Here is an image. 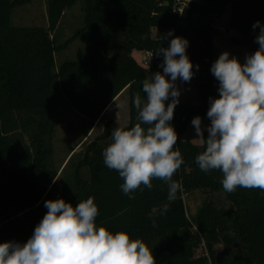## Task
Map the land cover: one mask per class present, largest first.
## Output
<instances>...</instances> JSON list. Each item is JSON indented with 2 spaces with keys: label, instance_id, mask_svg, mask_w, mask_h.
Returning <instances> with one entry per match:
<instances>
[{
  "label": "trees",
  "instance_id": "1",
  "mask_svg": "<svg viewBox=\"0 0 264 264\" xmlns=\"http://www.w3.org/2000/svg\"><path fill=\"white\" fill-rule=\"evenodd\" d=\"M27 1L0 0V243L26 242L46 214L44 202L50 200L59 171L52 162L57 108L75 111L93 125L129 87L125 128L134 126L138 122L134 97L139 93L146 98L141 81L162 72L163 56L155 51L179 36L189 42L186 52L198 81L199 100L179 103L170 121L184 160L173 180L182 183L183 191L164 215L160 214L161 206L168 203L164 181L154 179L151 189L141 186L131 194L134 199L125 195L122 178L103 162L106 147L97 145V140L111 137L106 127L76 165L75 191L69 202L75 206L94 197L99 209L97 227L142 239L152 249L156 264H210L209 258L216 264H264V192L241 187L226 192L220 171L205 173L196 164L195 157L204 148L182 138L192 116H202L210 124L209 98L219 96L218 81L210 71L214 18L229 4V25L240 33L239 42L249 46L251 54L259 47L255 43L259 28L253 29V24L264 25V0H190L181 13L173 12L174 0H81L83 26L62 43L53 33L64 11L79 0H48L47 29L11 23L13 8ZM169 31L172 36H167ZM82 33L85 54L63 61L56 70V52ZM135 50L152 52L147 66L135 60ZM82 166L90 170L86 179L78 175ZM195 190L223 191L229 206H217L207 197L189 217L183 196ZM221 241L226 244L223 250L215 247ZM201 246L204 252L195 257Z\"/></svg>",
  "mask_w": 264,
  "mask_h": 264
},
{
  "label": "clouds",
  "instance_id": "2",
  "mask_svg": "<svg viewBox=\"0 0 264 264\" xmlns=\"http://www.w3.org/2000/svg\"><path fill=\"white\" fill-rule=\"evenodd\" d=\"M256 28L259 47L246 55L244 63L224 51L211 66L219 96L209 98L207 138L201 117L191 121L194 139L204 148L195 157L196 164L205 173L220 171L228 193L238 187L264 192V25L256 21ZM188 44L176 36L168 47L155 51L163 56L162 72L141 81L146 98L138 93L133 101L138 122L130 128L115 127L102 153L104 164L118 172L123 180L120 188L131 199L141 186L151 189L154 179L167 183L168 203L161 206V215L183 191L182 183L173 180L184 160L170 121L180 102L176 81L190 82L194 75ZM44 207L46 214L26 242L0 243V264H156L152 249L142 239L97 227L99 209L94 197L75 206L63 198L50 199Z\"/></svg>",
  "mask_w": 264,
  "mask_h": 264
},
{
  "label": "rangeland",
  "instance_id": "3",
  "mask_svg": "<svg viewBox=\"0 0 264 264\" xmlns=\"http://www.w3.org/2000/svg\"><path fill=\"white\" fill-rule=\"evenodd\" d=\"M78 12L77 14V25L75 27H70L69 19L73 16V13ZM42 14L41 11V4L39 6L37 5H31L27 6V8H24L23 6H16L13 9L12 17H13V24H16V15L20 17V24L21 25H33L34 23H39L40 16ZM83 18H84V12L82 10V1L79 0L75 5L70 7L64 16L63 19V26L60 28L59 33L65 34L67 31H70L68 35H71V31H75L79 27L83 26ZM230 20H231V6L228 4L225 8V10L220 14V16L214 18L213 27L215 31L214 39H213V58L212 63L216 61V59L219 57V55L227 51L229 52L230 56L237 57L241 63L245 62L246 55L250 54V48L244 43L239 42L241 40L240 33L230 27ZM79 23V26H78ZM85 48V47H84ZM64 55H66V58L68 59H79L82 57L85 52L79 53L78 50H70L66 52H62ZM133 57L135 60L142 64V51L135 50L132 52ZM57 62L56 67L57 69ZM170 79V77H169ZM177 87L180 89L181 95L179 97V103L182 102H191V103H198V81L192 77L190 82H182L181 80L176 81ZM124 106L127 108V110H130V92L129 87L125 89L124 91ZM170 102V101H168ZM123 106V108H124ZM66 108L64 107H58L56 110V119H55V130L57 131V139L61 137L67 136L68 130L70 128V121H74L75 123H78L75 118H73V115L69 113ZM199 115L192 116L187 129L185 133L182 135L183 139H188L194 144H199L198 140L194 139L196 136L194 126L191 124V121L194 117ZM202 119V126L204 129H206L208 125V121L206 118L200 116ZM72 121V123H73ZM84 131V124L81 125V132ZM205 131V130H204ZM76 134V133H75ZM55 135V133H54ZM53 135V137H54ZM73 135V134H72ZM79 131L76 135H73L72 139L73 141L76 140L79 136ZM70 136V135H69ZM54 141V140H53ZM58 141V140H57ZM55 142V146H62L63 142ZM55 150V158L53 159V164L60 169V165L56 164V161H58L62 152L61 148L54 149ZM76 169V164H68L63 171L61 176H57L55 179L54 189L52 191V194L50 196L51 200H55L58 198H63L66 202H69V198L71 194L75 191V176H73L74 171ZM81 178L86 179L88 176H81ZM53 182V183H54ZM51 187V185H50ZM49 187V188H50ZM211 197L213 200H215V203L217 206H229V200L227 199L225 193L223 191L216 192L214 194L205 193L202 190H195L193 192H190L188 194H184L183 199L186 207V211L188 213L189 217H192L196 214L200 206L202 205L203 201L207 198ZM47 212V209H46ZM201 246L198 250H195V257H199L202 252H204V247ZM217 249L223 250L226 247V244L221 241L220 243L216 244L215 246ZM210 264H216L212 263L211 259L209 258Z\"/></svg>",
  "mask_w": 264,
  "mask_h": 264
},
{
  "label": "crops",
  "instance_id": "4",
  "mask_svg": "<svg viewBox=\"0 0 264 264\" xmlns=\"http://www.w3.org/2000/svg\"><path fill=\"white\" fill-rule=\"evenodd\" d=\"M41 4V11L42 14L40 16V20L38 21L39 23H34L33 25H21L20 23V17L16 15V24L17 26H42L44 28L49 27V16H48V0H28L25 4L23 5H18V6H23L24 8H27V6L31 5H37L39 6ZM15 8V7H14ZM13 8V9H14ZM69 8H67L63 16L60 20L59 25L57 26L55 34L57 36V42L62 43L65 40H67L70 36H72L77 30H79L81 27L76 29L75 31H71V35H68L70 31H67L65 34L59 33L60 28L63 26V19L64 16L66 15L67 11ZM13 12V10H12ZM77 14L78 12L76 11L73 13V16L69 19V22L71 24L70 27H75L77 25ZM11 23L13 24V17L11 13ZM14 25V24H13ZM16 26V25H14ZM79 26V23H78ZM85 47V48H84ZM78 50L79 53L85 52L86 51V40H85V34H80L76 39L71 41L69 45L65 48L62 49L55 54V62H57L58 66L65 61V60H76V59H68L66 58V55H64L62 52L70 51V50ZM56 69V70H57ZM126 88H124L111 102L110 104L104 109L100 117L98 118L97 121L93 125H90L88 123V120L80 115L79 113L70 110V114L73 115V118L76 119L78 123H75L73 120L70 121V128L68 130L67 136L61 137L57 139V131L55 130V135L53 137V150L61 148V156L57 159L56 164H59L61 167L58 171V176H61L63 171L65 170L66 166L68 164L75 163L76 165L81 162V160L84 157V153L86 151L87 146L92 143L97 137L101 136L104 132V129L107 127L109 130H113L115 127H122L125 128L128 123H129V110L124 106V91ZM124 106V108H123ZM84 124V131L81 132V125ZM79 131V137L76 138V140L73 141L72 137L73 135H76ZM76 133V134H75ZM73 134V135H72ZM70 135V136H69ZM63 142L64 144L62 146H55L56 141ZM57 141V142H58ZM111 143V137H104L99 140H97V145L102 146V147H107ZM55 152V150H54ZM55 158V153H53L52 156V161ZM78 175L79 176H90V170L87 166H82L78 170ZM75 176V174H73Z\"/></svg>",
  "mask_w": 264,
  "mask_h": 264
},
{
  "label": "built area",
  "instance_id": "5",
  "mask_svg": "<svg viewBox=\"0 0 264 264\" xmlns=\"http://www.w3.org/2000/svg\"><path fill=\"white\" fill-rule=\"evenodd\" d=\"M190 0H174L172 5L173 12L181 13L189 4ZM152 57L150 50L142 51V64L147 66Z\"/></svg>",
  "mask_w": 264,
  "mask_h": 264
},
{
  "label": "water",
  "instance_id": "6",
  "mask_svg": "<svg viewBox=\"0 0 264 264\" xmlns=\"http://www.w3.org/2000/svg\"><path fill=\"white\" fill-rule=\"evenodd\" d=\"M216 17H218V15ZM244 41L247 42V39H244Z\"/></svg>",
  "mask_w": 264,
  "mask_h": 264
}]
</instances>
